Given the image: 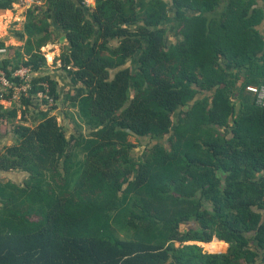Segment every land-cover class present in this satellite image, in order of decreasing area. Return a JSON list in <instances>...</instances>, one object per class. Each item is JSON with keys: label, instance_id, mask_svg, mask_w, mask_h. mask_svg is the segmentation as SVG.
<instances>
[{"label": "trees", "instance_id": "1", "mask_svg": "<svg viewBox=\"0 0 264 264\" xmlns=\"http://www.w3.org/2000/svg\"><path fill=\"white\" fill-rule=\"evenodd\" d=\"M211 11L210 0L29 9L25 52L0 70L16 84L21 66L44 73L55 20L69 42L66 96L91 137L69 136L39 109L40 94L51 110L61 99L50 74L29 80L19 101L0 96L13 103L0 105V173L27 176L0 186V264H264V106L246 91L264 86V72L244 49L256 38L214 28ZM133 137L155 141L141 159ZM214 237L228 248L205 250Z\"/></svg>", "mask_w": 264, "mask_h": 264}, {"label": "crops", "instance_id": "2", "mask_svg": "<svg viewBox=\"0 0 264 264\" xmlns=\"http://www.w3.org/2000/svg\"><path fill=\"white\" fill-rule=\"evenodd\" d=\"M210 2L212 5L211 16L214 20V28H219L220 31L229 32V34L241 35L243 37L254 36V38H256L255 43H252L251 45H244V49L245 51L257 53L253 56L256 61V66L259 71L264 72V0H210ZM90 3L91 4L89 5H93L94 0H90ZM37 4H44V0H18V2L13 5L12 9L0 10V43H3L4 45L2 47L7 48L9 51L8 54L0 56L1 61L9 55H14L12 53L17 49H19L22 53L25 52V44L28 39L26 30V24L28 23V11L31 7ZM198 13L199 12H196V14ZM235 14L238 17V20L241 21V23L239 22V25L242 24L241 26L243 28L240 29L238 26L233 28L227 27V29L224 28V22ZM53 28L56 38L59 39L64 34V31L59 25H57L55 20H53ZM53 41H49L45 45L53 43ZM51 66L50 60H47V73L57 79L60 84L65 83L66 78L70 77L68 71L63 68L67 74H60L58 71L52 70ZM51 71H54L53 74ZM232 71L234 74H237L238 69L232 68ZM36 75V73H33L30 75L29 79L32 80L36 77ZM69 80L72 82L71 79ZM242 81L243 80H239L237 82V86H239ZM248 86L256 85L250 84ZM0 105H2L5 109H9L12 107L13 103L3 99L0 100ZM21 117L22 113L20 112L19 118ZM11 144L12 140H10L8 145ZM20 173L23 174V172ZM17 175L18 171L7 173L1 172L0 186L11 182L15 183V176ZM200 244H202L204 249L208 252H221L228 248V243L220 240L218 237H214L210 242Z\"/></svg>", "mask_w": 264, "mask_h": 264}, {"label": "rangeland", "instance_id": "3", "mask_svg": "<svg viewBox=\"0 0 264 264\" xmlns=\"http://www.w3.org/2000/svg\"><path fill=\"white\" fill-rule=\"evenodd\" d=\"M86 3V2H85ZM87 5L91 4L90 0H87ZM56 36V34H55ZM68 40L66 39L65 41H60V38L57 39L55 37V40L53 41V43H49L48 45H45L44 47H42V51L45 53L47 60H50L51 63V69L54 71H58V73L60 74H64L66 75L67 73L63 70L62 67V55L64 52L68 51ZM135 60H131V62H129V65L134 66ZM54 71H51V73L53 74ZM49 74L47 73V71L45 70L44 73L42 74H37L36 76H42V75H46ZM69 77V76H68ZM71 77L66 78V82L65 83H59V90L61 92V99L57 102V106L54 110H51V106L54 105V102L52 100V98H50L49 96L47 97V99L49 100L48 105L44 104L42 102L43 97H45L44 95L40 94L39 95V109L40 110H44V111H49L51 112L52 115H56L58 118L59 123L63 124L67 129H68V135H75L77 138H79L80 136H83L84 139H89L90 133L91 131L89 130V127L87 126L86 122L82 120V117L80 116V113L78 112V108L74 107L71 104V101L69 98H67V93L69 94H73L75 93V84L73 82H70ZM33 113L30 115L28 114V119L31 120L33 119ZM18 120L20 119L19 116L17 118ZM4 129L6 127H3ZM3 129V130H4ZM10 136L4 137V143L8 144L10 142L9 139ZM130 140L137 144V148L133 151L134 153V157L136 159H141L143 156V153L146 149V146H151L154 144L155 141H151L150 139H141V141H138L136 138H130ZM27 179V176H25V174H22L20 172H18V175L15 176V183L23 185L22 182H25ZM32 221L35 220V218H31ZM182 228H186V227H182Z\"/></svg>", "mask_w": 264, "mask_h": 264}, {"label": "built area", "instance_id": "4", "mask_svg": "<svg viewBox=\"0 0 264 264\" xmlns=\"http://www.w3.org/2000/svg\"><path fill=\"white\" fill-rule=\"evenodd\" d=\"M85 2L87 3V0H85ZM8 53L9 51L7 48L0 47V56ZM32 74L30 68L21 66L14 72V77L21 80L19 84H16L8 79L4 71L0 70V96L3 97L4 94L11 92L15 101H19L23 95L28 96L31 89L29 77ZM246 91L256 95L258 105L264 106V86H247ZM2 122L3 120L0 119V123Z\"/></svg>", "mask_w": 264, "mask_h": 264}, {"label": "water", "instance_id": "5", "mask_svg": "<svg viewBox=\"0 0 264 264\" xmlns=\"http://www.w3.org/2000/svg\"><path fill=\"white\" fill-rule=\"evenodd\" d=\"M66 39H68L67 35L66 34H63L61 37H60V41H65Z\"/></svg>", "mask_w": 264, "mask_h": 264}]
</instances>
